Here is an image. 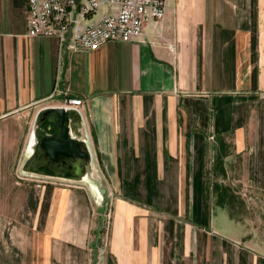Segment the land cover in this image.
I'll use <instances>...</instances> for the list:
<instances>
[{"label": "crops", "instance_id": "obj_1", "mask_svg": "<svg viewBox=\"0 0 264 264\" xmlns=\"http://www.w3.org/2000/svg\"><path fill=\"white\" fill-rule=\"evenodd\" d=\"M166 2L139 40L61 55L0 0V264H264V0ZM73 97L112 197L97 262L88 191L20 171Z\"/></svg>", "mask_w": 264, "mask_h": 264}, {"label": "built area", "instance_id": "obj_2", "mask_svg": "<svg viewBox=\"0 0 264 264\" xmlns=\"http://www.w3.org/2000/svg\"><path fill=\"white\" fill-rule=\"evenodd\" d=\"M166 0H26V34L54 37L64 52L99 49L108 42H134L166 15ZM74 107L81 97L68 99Z\"/></svg>", "mask_w": 264, "mask_h": 264}, {"label": "water", "instance_id": "obj_3", "mask_svg": "<svg viewBox=\"0 0 264 264\" xmlns=\"http://www.w3.org/2000/svg\"><path fill=\"white\" fill-rule=\"evenodd\" d=\"M20 171L34 175L96 185L107 192L94 175L93 153L84 119L76 108L47 107L37 113Z\"/></svg>", "mask_w": 264, "mask_h": 264}, {"label": "rangeland", "instance_id": "obj_4", "mask_svg": "<svg viewBox=\"0 0 264 264\" xmlns=\"http://www.w3.org/2000/svg\"><path fill=\"white\" fill-rule=\"evenodd\" d=\"M25 178H31V175H24ZM37 178V177H33ZM28 183H30V186H36L38 188L41 187V185L46 184V181L42 180H29ZM54 184L57 185H79L82 186V188L86 189L88 191V194L93 199L94 209H92V220L90 227L87 229V233L85 234L87 236V243L82 247L83 253L89 254L88 259H90V256L93 258L94 262H97L98 256H101V252H105L107 254L108 251V243L110 241V234H107V226L109 224L110 220V211H109V205L111 203V194L109 192V185L105 181H101V184L103 187L106 188L107 192L102 194L101 197L99 194L95 192V190L92 188V186L86 182H82L78 184L77 182H71V181H54ZM30 219L33 220L34 214H30ZM104 246V249L102 248ZM80 247V246H79ZM105 250V251H104ZM80 252V251H79ZM110 256V255H109ZM111 264H117L116 261L110 256ZM93 262V263H94Z\"/></svg>", "mask_w": 264, "mask_h": 264}, {"label": "bare ground", "instance_id": "obj_5", "mask_svg": "<svg viewBox=\"0 0 264 264\" xmlns=\"http://www.w3.org/2000/svg\"><path fill=\"white\" fill-rule=\"evenodd\" d=\"M69 105V104H68ZM69 107H71V108H78V107H74V106H71V105H69ZM78 110V109H77ZM92 188L95 190V192L97 193V194H99V196L101 197V192H100V190H99V188L96 186V185H93L92 186Z\"/></svg>", "mask_w": 264, "mask_h": 264}]
</instances>
